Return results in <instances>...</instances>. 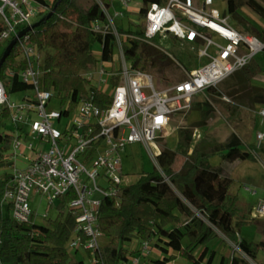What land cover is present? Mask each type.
Instances as JSON below:
<instances>
[{
  "label": "built area",
  "instance_id": "2783aa9c",
  "mask_svg": "<svg viewBox=\"0 0 264 264\" xmlns=\"http://www.w3.org/2000/svg\"><path fill=\"white\" fill-rule=\"evenodd\" d=\"M97 1L103 18L92 21L91 27L102 34H113L112 58L102 60L100 51L97 62L83 71L93 89L88 87L84 96L72 98L68 92L40 86L43 53L30 40L33 27L26 30L38 16L50 11L49 1L0 0L4 23L0 43L8 45L15 39L17 59L23 63L8 67L5 80L17 75L30 85L31 91L11 100L5 81L0 79V107L7 109L6 121L10 125L9 134L4 132L5 159L12 167L2 201L10 205L14 220L36 223L30 206L33 191L45 197L48 206L55 200L59 206L60 198L71 193L65 213L74 218L75 228L67 248L71 255L84 252L90 264H98V252L105 244L100 241L104 235L99 228L103 199L119 203L124 189L132 183L122 171L126 147L143 141L150 156L157 160L162 148L156 131L168 127L176 114L189 111L194 95L216 87L264 50V40L236 27L229 14L214 5V0L152 2L139 18L138 10L133 13L129 7V0H119V6L114 5V0L109 5ZM125 11L129 13L127 26L115 24L114 17L123 18ZM136 23L144 24L139 39L166 53L185 73L184 79L165 84L155 74L132 66L125 45L129 44L128 37H135L128 29ZM165 42L185 44L195 66L187 67L160 48V43ZM258 113L264 117V105ZM263 142L264 132L258 131L256 146ZM255 159L264 168V155L256 153ZM256 209L264 216V195ZM126 247L133 253L118 264H145L153 249L150 241L137 238L127 242Z\"/></svg>",
  "mask_w": 264,
  "mask_h": 264
},
{
  "label": "trees",
  "instance_id": "16d2710c",
  "mask_svg": "<svg viewBox=\"0 0 264 264\" xmlns=\"http://www.w3.org/2000/svg\"><path fill=\"white\" fill-rule=\"evenodd\" d=\"M111 4L113 0H101ZM163 0H142L137 16L142 17L152 2ZM229 14L235 22L249 33L264 40V30L250 22L240 13V8L251 6L264 16V0H230ZM47 3L46 0H42ZM50 11L42 13L33 22L29 31L30 40L43 53L40 67L43 71L40 86L58 93L68 92L72 98L82 97L90 82L83 71L97 62L93 45L101 46V59L112 58L114 36L92 29L95 19L103 18L97 0H52ZM55 6V10H53ZM52 11V12H51ZM4 23L0 18V32ZM25 29V28H23ZM120 31L123 28L119 27ZM128 32L126 54L133 67L155 74L165 84L184 79V74L173 76L178 65L162 50L139 39L144 33V24L136 23ZM4 46L0 59L6 49ZM18 43L5 57L0 66V79L5 81L9 91L28 90L30 85L17 75L5 80L8 67H19ZM259 66L253 60L223 79L216 87H208L214 103L223 104L230 115L236 114L240 103L264 105V87L252 83ZM264 70V69H263ZM107 98L103 93H96ZM231 96L226 100L223 96ZM235 99V100H234ZM8 111L0 107V167L6 162L7 138L4 128ZM256 153L264 155V142L260 147L255 142L245 143L234 131L223 141L202 138L179 169L174 167L177 159L175 150L162 149L157 157L159 168L142 172L138 179L124 189L121 200L104 198L99 214V228L109 238L98 252V264H118L133 251L126 243L137 238L154 240L161 256L147 257L145 264H169L181 257L188 264H212L216 252L209 245L210 240L223 233L243 253L256 261L259 251L264 250V218H238L236 195L231 194L234 184L226 162L255 159ZM218 154L225 163L212 165L210 155ZM12 174L5 172L0 177V196ZM72 194L60 198L59 213L47 218V225L38 228L33 221L18 222L11 216H3L0 206V264H85L82 258L71 255L67 241L75 228L74 218L65 213ZM8 212L10 205L7 204ZM35 213L32 214V219ZM246 223H253L262 238L253 241L241 234ZM201 247L200 252L197 249ZM264 264V260L262 262ZM226 264H250L241 254H234Z\"/></svg>",
  "mask_w": 264,
  "mask_h": 264
},
{
  "label": "rangeland",
  "instance_id": "374dc122",
  "mask_svg": "<svg viewBox=\"0 0 264 264\" xmlns=\"http://www.w3.org/2000/svg\"><path fill=\"white\" fill-rule=\"evenodd\" d=\"M49 3L52 0H48ZM129 7L134 9L133 13L142 5V0H129ZM119 0H114V5L119 6ZM214 5L222 12L229 14L232 4L230 0H214ZM240 13L245 16L250 22L264 30V16H261L251 6L245 5L240 8ZM128 12L125 11L123 18H115L114 22L117 25L127 26ZM231 22L241 30V28L232 16L229 14ZM246 31V30H244ZM6 44L0 43V54ZM160 48L173 54L175 58L180 60L187 67L195 66L189 60V51L183 43H177L176 46L172 42L160 43ZM101 46L99 43L93 45L95 56L99 54ZM191 56H195L194 54ZM256 62L260 69L252 78V83L264 87V50L255 54L252 59ZM206 58L202 62H205ZM184 74L179 67L173 76ZM9 98L17 100L25 93H31L30 90L9 91ZM231 99V96H226ZM225 97V98H226ZM227 100V99H226ZM235 100V99H234ZM262 104L252 105L248 102L240 103L239 110L234 115H230L228 109L221 103H214L206 92H200L191 99V109L186 113L176 114L168 127L156 131L158 145L162 149L175 150L177 159L174 167L179 169L184 161L189 157L194 145L202 138H213L223 141L225 137L234 131L245 143L256 141L258 131L264 132V117L262 118L258 110ZM5 133L9 134V124L6 126ZM13 135V133H11ZM209 161L212 165H220L225 163L222 157L218 154L210 155ZM22 165V164H20ZM225 166L229 169L230 174L234 177V184L230 188V192L236 195L238 206V218L246 217H262L257 209L259 199L264 195V168L256 159L235 160L226 162ZM159 168L157 160L150 156V152L143 141L135 142L126 147L122 155V171L127 181L134 182L138 179L142 172L152 171ZM12 167L9 165L0 167V177L5 172H11ZM1 214L3 216H11L8 212L7 203L2 201L0 196ZM30 206L35 213V221L38 228H43L47 225V218H55L59 213L58 200H55L52 206H48L47 199L34 191L30 197ZM46 214V216H45ZM241 234L253 241H259L262 238L261 232L253 223H246L242 227ZM106 237H102L100 241L105 242ZM153 249L149 253V258H157L161 256L159 250L154 248V240L150 241ZM209 245L215 250L216 255L212 264H226L234 254H241L250 264H263L264 250H260L256 261L243 253L233 242H231L223 233L219 232V236L210 240ZM128 248L130 245H127ZM201 247L197 249L200 252ZM74 254V253H73ZM82 258L85 264H90L87 255L78 251L73 255ZM169 264H188L181 257H177Z\"/></svg>",
  "mask_w": 264,
  "mask_h": 264
},
{
  "label": "water",
  "instance_id": "95a60500",
  "mask_svg": "<svg viewBox=\"0 0 264 264\" xmlns=\"http://www.w3.org/2000/svg\"><path fill=\"white\" fill-rule=\"evenodd\" d=\"M54 10H55V6H54V8H53L52 11H54ZM52 11H51V12H52ZM33 26H34V24H32V26L27 27L26 30L30 29V28L33 27ZM15 43H16V40H15V39H12V40L9 42V44L6 46V49H5L4 53H3V56H2L1 59H0V66H1L2 62L4 61L5 57L8 55V53H9V52L11 51V49L13 48V46H14Z\"/></svg>",
  "mask_w": 264,
  "mask_h": 264
},
{
  "label": "crops",
  "instance_id": "0c3cea01",
  "mask_svg": "<svg viewBox=\"0 0 264 264\" xmlns=\"http://www.w3.org/2000/svg\"><path fill=\"white\" fill-rule=\"evenodd\" d=\"M97 56V55H96ZM103 237H106V236H103ZM106 239L107 240H105V243L107 242V241H109V238L108 237H106ZM159 253H160V251H159Z\"/></svg>",
  "mask_w": 264,
  "mask_h": 264
},
{
  "label": "bare ground",
  "instance_id": "6f19581e",
  "mask_svg": "<svg viewBox=\"0 0 264 264\" xmlns=\"http://www.w3.org/2000/svg\"><path fill=\"white\" fill-rule=\"evenodd\" d=\"M155 85H156L157 87H159V86H160L158 82H155Z\"/></svg>",
  "mask_w": 264,
  "mask_h": 264
}]
</instances>
